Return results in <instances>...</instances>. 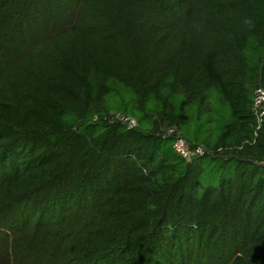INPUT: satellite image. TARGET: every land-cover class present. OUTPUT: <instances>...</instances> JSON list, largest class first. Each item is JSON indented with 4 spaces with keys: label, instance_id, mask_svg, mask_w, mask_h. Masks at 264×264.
<instances>
[{
    "label": "trees",
    "instance_id": "trees-1",
    "mask_svg": "<svg viewBox=\"0 0 264 264\" xmlns=\"http://www.w3.org/2000/svg\"><path fill=\"white\" fill-rule=\"evenodd\" d=\"M203 1L0 0V264H14V246L17 264H162L172 248L159 230L170 218L223 216L233 200L264 208V119L258 129L253 112L264 0H216L203 10L213 9L222 44L184 37L187 46L167 48ZM40 45L53 63L45 56L30 72L21 63ZM212 88L232 120L205 143L212 154L188 163L160 128L187 125V108ZM127 94L142 111L124 114L138 123L131 130L107 107ZM260 214L223 264H264Z\"/></svg>",
    "mask_w": 264,
    "mask_h": 264
},
{
    "label": "rangeland",
    "instance_id": "rangeland-1",
    "mask_svg": "<svg viewBox=\"0 0 264 264\" xmlns=\"http://www.w3.org/2000/svg\"><path fill=\"white\" fill-rule=\"evenodd\" d=\"M214 1L216 0H204L200 3L201 6L198 5L199 7L193 9V19L191 22H188L183 26L178 24L175 28L171 29L172 34L169 33V35L172 38V42L168 43L167 48L174 49V47L183 48L187 46V40L184 39V37L195 41L197 46H206L207 43L214 42L215 40H210V37L212 36L219 44H222L223 39L219 38L216 33H212V28L217 30V23H212V19L215 21V17H211L213 9L208 12H204L203 10L204 8L213 7ZM232 2L233 0H229V3ZM52 54L53 51L51 48L49 50L44 48L43 45H40L31 54L35 58L24 60L21 63V66H30L28 68V71L30 72L37 71L41 66V62L45 60L44 57H49ZM50 59L51 57L47 58L50 63H53ZM53 59L56 60L57 58ZM32 62L35 63L32 64ZM192 63L193 57L189 53V58L182 62V64L178 66V69L183 70V74L185 75ZM134 104L135 102H133L129 94H127L125 98H112L110 102H108L107 107L112 112L123 113L120 116H125L124 114H126L139 119L142 116V111L136 110ZM176 106H178V112H180L179 105L176 104ZM186 113L191 120L187 125L180 126V135L189 143L200 146H204L208 141H213V139L217 138V135L223 132L224 127L232 120L230 106L223 100L220 91L216 88L209 90L206 96V103L204 105L201 103L191 105L187 108ZM150 125L151 122H145V126L148 127ZM163 127L166 128L168 126L167 124H164ZM172 147L173 141H169L168 148L171 149ZM208 160L209 159H205V162ZM198 163L202 165V161H199ZM205 177L207 178L208 175H205ZM200 179L202 183V175ZM207 183L216 184V182L212 181H208ZM18 188L22 189V187ZM247 206L248 203L243 200L242 204L233 200L228 213L223 214V216L216 215V217H213L209 214H203L202 210L199 209V211H195L194 213L192 212L190 216L188 215L187 217L181 219L180 222L170 218L163 228L159 230L160 236H158V239L165 247L168 245V248H172L170 249L172 253H167L166 256L164 254V259H161V263L223 264L228 258L227 256L237 249L238 244H242L248 232H252L256 225H258L262 220L260 211L264 209L263 206L257 207L256 210L251 211V213ZM16 211L17 209L13 210V212ZM255 215H258V217L256 218ZM39 217L40 213H37L34 217V222H38ZM22 228L23 226L20 224L19 230ZM258 231L259 230H255V233ZM32 235L33 233H31V235L27 238L31 239ZM15 243L17 242L11 243L10 248ZM45 243V240H41V246L45 247ZM165 243L167 245H165ZM5 246L6 239L1 238L0 255L4 252ZM44 247L37 255L45 258L46 254L44 253L42 255ZM12 250L14 251L9 256L10 259H8L7 262L10 261L17 264L19 252L16 251L15 246ZM50 262L51 264L58 263L57 260L54 261L51 257ZM140 264H146L145 260Z\"/></svg>",
    "mask_w": 264,
    "mask_h": 264
},
{
    "label": "built area",
    "instance_id": "built-area-1",
    "mask_svg": "<svg viewBox=\"0 0 264 264\" xmlns=\"http://www.w3.org/2000/svg\"><path fill=\"white\" fill-rule=\"evenodd\" d=\"M253 112L258 122L259 129L261 122L264 119V86H259L254 91ZM118 119L123 124L127 125L129 130L138 126V123L134 118L118 116ZM160 135L164 139H172L174 150L188 163H191L195 158L212 154V152L204 146H193L189 143L180 135V131L176 126H168L166 128L162 126L160 128ZM261 165L264 166V160H262Z\"/></svg>",
    "mask_w": 264,
    "mask_h": 264
}]
</instances>
